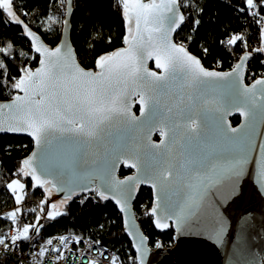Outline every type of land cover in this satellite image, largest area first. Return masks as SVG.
<instances>
[{
  "label": "snow or ice",
  "instance_id": "snow-or-ice-1",
  "mask_svg": "<svg viewBox=\"0 0 264 264\" xmlns=\"http://www.w3.org/2000/svg\"><path fill=\"white\" fill-rule=\"evenodd\" d=\"M54 2L63 4L64 0H54ZM74 4L75 0H67V10L57 14L60 17L57 23L62 25V29L49 30L59 31L61 41L55 48H50L27 22L29 13L24 9L22 2L0 0V14L8 18L5 20L0 16V23L5 27L19 26L22 38L28 39L30 45L27 51L17 50L14 42L0 39V90L7 92L11 97L8 102L0 103V134L26 133L34 138L36 146L45 153L49 150L50 138L53 135L58 139H61L65 133L94 138L102 131L101 125L104 121L111 119L113 115L127 113V105L121 98L122 84L149 78L153 84H156L165 81L168 76H176L178 72L188 76L194 84H215L227 91V97L218 95L204 97L203 100L204 104L215 106V111L219 114V125L225 135L229 132L235 134L238 131L224 121V115L231 110L238 111L249 121L254 120L257 115L264 118V77L254 79L250 86L243 84L245 63L251 58L252 53L245 52L230 72L222 73L205 69L201 60L191 54L183 43H176L171 38L172 33H175L188 18L183 10H188L189 14L195 12L197 15H202L203 6L200 0H147V2L117 0V6L120 7L126 24L124 37L126 47L110 54H101L96 60V68L99 72L82 68L76 62L72 47L63 41L64 30L69 27L70 17L74 14ZM234 11L252 19L257 27L258 38L264 45V0H243V6L234 8ZM200 23L199 18H194L192 30L195 31ZM41 30H44L43 25ZM109 42H111L110 37ZM238 42L245 49L249 47L241 34L230 35L219 41L226 49L230 45L236 46ZM33 52L39 57V67L32 69L27 64H17L16 74L13 75L12 63L20 58L36 59V56H32ZM203 52L207 54L208 49L205 47ZM253 52L264 54V46L253 48ZM153 57L156 67L163 69L165 75L158 76L156 72L148 70L146 62ZM249 75L254 74L249 73ZM138 95L142 104L154 103L147 92H140ZM77 118L80 119L79 126H77ZM85 119L88 121L87 124L84 123ZM183 127L195 135L200 132L201 123L198 118L190 116ZM161 135H167L164 128L161 129ZM63 142L61 139V143ZM173 142H175L174 138ZM153 147L158 146L153 145ZM252 147L249 139L247 147L241 148L235 157H223V154L211 158L187 156L186 163L191 165L188 170L195 173L200 190L195 195H191L187 201L177 202L175 206L170 205L167 197V188L172 183L170 178L173 177V169L163 159L157 161L150 169L144 168L143 178L130 177L120 181L115 178L113 171L106 169L99 186L76 185L68 190L62 200L76 193L91 192L97 200L114 199L115 203L120 205V210L126 212L135 185L155 181L152 183L153 188L158 189L155 206L148 209L147 214L155 218L154 225L161 231L169 229L172 222L180 228L187 216L199 210L203 199L202 193L225 179L221 169H227L226 178L233 185L232 193L238 195L239 193L235 192V181L244 171V166L251 163L258 170L259 190L261 195H264V144L260 146L261 154L258 159L250 157ZM35 155L34 153L31 157L23 159V167L18 169L17 175L29 177L34 188L51 184L58 192L64 193L65 186L57 184L52 177L49 161L47 159L37 161ZM221 158L226 161L223 165L217 163ZM119 159L117 157V160ZM115 166L112 165L113 170ZM125 166L135 167L138 172L142 170L140 159L135 154L125 157ZM25 186L20 179H13L6 185L7 189L15 194V202L18 205L24 199L18 192H23ZM91 198L84 196L81 203ZM45 204L47 201H41V213L45 211ZM50 207L53 210L47 211L49 219H56L66 214L55 211V204ZM15 215V212L11 214L13 219ZM36 224L43 227L39 216L36 217ZM29 230V226H24L22 232L12 236L10 240L0 238V244H4L5 247V255L18 249L17 241L29 238ZM223 231L224 225L217 222L215 226L217 238H220ZM145 239L142 238L140 244L136 246L138 257H128L132 264H137V260L138 264H145V257L148 254ZM60 242L67 244L68 238L61 237ZM71 243L75 247L84 244L85 241L77 238ZM47 244L51 245L52 240L49 239ZM99 244V241H92L87 245L86 252L82 250L81 264L83 260L88 259L91 252L95 251L101 253L100 264L104 259L108 260V264H118V262L123 264L119 256L109 258L107 249L101 250ZM155 246L159 248L162 244L157 241ZM52 250L57 253L58 258L63 257L60 248ZM46 251L47 249H41L39 254L43 256ZM90 264L97 262L94 259ZM252 264L256 262L253 261Z\"/></svg>",
  "mask_w": 264,
  "mask_h": 264
},
{
  "label": "water",
  "instance_id": "water-1",
  "mask_svg": "<svg viewBox=\"0 0 264 264\" xmlns=\"http://www.w3.org/2000/svg\"><path fill=\"white\" fill-rule=\"evenodd\" d=\"M73 16L74 14L70 17L69 27L64 30L63 41L72 47L76 62L84 68L72 43ZM180 28L172 33L171 38L176 43H178L176 35ZM37 35L48 46L43 37L39 33ZM125 47L126 45L123 48ZM34 55L38 60V65L34 68L36 69L39 67V57L35 53ZM250 59L246 61L244 68L243 84L246 86L252 84L245 82ZM146 63L150 72H156L158 76L165 75L163 69L156 67L154 57ZM201 64L207 70L222 73L231 71L208 69L202 61ZM92 71L99 72V69ZM120 87L123 89L121 98L127 105V113L113 115L111 119L104 121L101 125L102 131L94 138L65 133L61 138L64 142L61 143V139L53 135L50 138L49 150L45 153L36 146L34 138L26 133L0 134V137L13 136L31 141L33 149L28 157L35 153L37 161L47 159L54 181L64 185L65 192H58L51 184L35 188L49 187L58 198L62 199L68 190L76 185L99 186L106 169L113 171L115 178L120 181L130 177L143 178L144 168L150 169L157 161L163 159L173 169V177L170 178L172 183L167 188V197L170 205L175 206L177 202L187 201L191 195H195L200 190L195 173L188 170L191 165L186 163L187 156L211 158L223 154V157H235L241 148L247 147L250 139L253 146L250 157L253 159L260 157V146L264 144V118L257 115L254 120L249 121L238 111L231 110L224 115V121L238 131L235 134L229 132L225 135L219 125V114L215 111V106L203 102L204 97L218 95L227 97V91L221 89L219 85L194 84L188 76L178 72L176 76H168L165 81L156 84H153L149 78L134 83L130 81ZM140 92L150 94L154 103L142 104L138 95ZM6 102L0 101V103ZM190 116L198 118L201 123L198 134L189 133L183 127ZM235 118H239L237 125L232 123ZM84 123H88L87 119ZM79 124L80 119L77 118V126ZM162 128L167 135H161L160 140H156ZM153 145L158 147L154 148ZM131 154L139 157L142 166L140 172L135 167L125 166V157ZM117 157L120 159L117 160ZM217 163L223 165L226 161L221 158ZM113 164L116 165L114 170ZM122 166L133 170V174L121 177ZM221 171L224 172L225 179L202 193L203 199L199 210L187 216L180 228L172 222L175 231L174 244L168 248L163 246L153 248L149 245L134 210V203L141 187L152 191V207L155 206V195L158 191L152 186L155 181L135 185L126 212H122L120 205H117L114 199H110L122 216L125 234L132 244L136 257H138L136 246L140 244L142 238H146L145 246L148 248V254L145 257V264H252L253 261L256 264H264V195H261L259 190L258 170L251 163L244 166V171L234 184L238 195L232 193L233 185L226 178L227 169ZM89 193L91 192L76 193L68 200ZM154 219L153 217V224ZM217 222L224 225L220 238H217L215 232Z\"/></svg>",
  "mask_w": 264,
  "mask_h": 264
},
{
  "label": "trees",
  "instance_id": "trees-1",
  "mask_svg": "<svg viewBox=\"0 0 264 264\" xmlns=\"http://www.w3.org/2000/svg\"><path fill=\"white\" fill-rule=\"evenodd\" d=\"M19 2L23 3L24 9L29 13L27 22L32 26V30L39 33L49 47H56L61 39L60 32L49 29H62V25L57 23L60 19L57 14L66 11V0L63 4L54 0H18ZM200 4L203 6L202 15H197L195 12L187 15L188 18L176 35V41L183 43L190 53L199 57L206 68L228 71L245 52L244 46L239 42L236 46H228L227 49L222 47L219 41L227 36L245 34L249 44L257 41L258 48L261 47L258 33H254L252 20L234 11V8L243 6V0H200ZM73 7L72 43L81 65L86 70H95L96 60L101 54H109L125 46V20L122 18L120 7L117 6V0H75ZM183 11L185 13V10ZM187 12L189 13L188 10ZM0 16L5 20L8 19L4 14ZM194 18H199L201 21L195 31L192 30ZM41 25L44 30H41ZM250 32L253 33L249 34ZM0 39L14 42L17 50L27 51L30 47L28 39L22 38L19 26L5 27L0 23ZM205 47L208 49L207 54L203 52ZM32 56H35L34 53ZM261 61H264V54L252 51L248 69L255 77L264 72V63ZM17 64H27L34 69L38 65V60L20 58L14 61L13 75L16 74ZM10 99L7 92L0 90L1 102ZM232 123L237 125L239 118L233 119ZM32 149V142L27 139L13 136L0 137V238L12 227H19L23 222L33 223L37 215L36 212L20 214L15 217L14 225V219L7 213L17 204L14 195L6 187L11 180L20 179L25 183L24 200L30 201V208L35 207V202L47 201L43 214L47 216V211H50L51 201L45 199L44 190L33 188L29 177L17 175L18 169L23 167V159L31 154ZM120 174L124 177L129 171L121 169ZM79 197L82 195L69 201L64 209L66 214L57 217L54 224L48 222L45 227L46 235L64 232L79 235L90 233L105 245L117 250L124 264H132L128 257H136V255L125 234L122 216L114 204L110 200H99L98 203L89 201L85 205H80L76 201ZM152 205V191L141 187L134 203V210L148 238V243L151 247H155L156 242L159 241L163 247H170L174 244L175 231L172 226L165 231L154 227L152 215L147 214Z\"/></svg>",
  "mask_w": 264,
  "mask_h": 264
},
{
  "label": "built area",
  "instance_id": "built-area-1",
  "mask_svg": "<svg viewBox=\"0 0 264 264\" xmlns=\"http://www.w3.org/2000/svg\"><path fill=\"white\" fill-rule=\"evenodd\" d=\"M186 16L189 15L187 10H185L184 13ZM250 19V18H249ZM252 20V19H250ZM252 26L254 27L255 31L254 33H258L256 25L252 21ZM253 33V32H252ZM251 32L249 34H252ZM241 34V33H238ZM245 38V34H241ZM248 43V41H247ZM249 47L245 49V52H249V48H258V42L255 41L251 44H249ZM242 53L240 57H242L244 54ZM37 60V57H36ZM239 62V59L236 60L235 64ZM235 66V65H234ZM234 66L230 69L232 70ZM249 69H247L246 75H245V82L247 84H250L253 82L254 79L261 78L263 76V73L257 77L254 75H249ZM252 74V73H251ZM84 196H91V199L86 200L84 203H81V199H83ZM80 205H85L87 202L92 201L93 203H98L99 200H97L96 196L93 193H89L86 195H83L82 197H79L76 200ZM30 201L29 200H24L21 202V204H16L14 207L9 209L7 213L11 215L12 213H16L15 217L20 215V214H29L31 212H36L35 219L33 223L29 222H23L19 227H12L8 233L1 237L6 240H10L12 236H15L18 234V232H22L24 226H29L30 230L28 233V239H21L17 241L16 243L18 244V249L14 251H10L5 255V247L4 244H0V264H81L82 261V250L87 251V245L91 243L92 241H99V248L101 250L107 249V254L109 258L119 256L120 259L122 260L120 254L118 253L117 250L114 248L105 245L100 239L96 238L90 233H86L84 235H79L73 232H64L60 234H54V235H46L45 233V227L47 226L48 222L50 224L55 223V219H49L46 215L41 213L40 211V205L41 203L35 202V207L30 208L29 206ZM35 210V211H33ZM40 217V224L43 225V227H39V225L36 224V217ZM14 225L15 219L13 220ZM37 228H39V231L37 232ZM61 237H67L68 242L67 244H61L60 238ZM77 238H82L85 243L81 245H76L75 247L72 246L71 241L75 240ZM51 239L52 244L48 245L47 241ZM171 247V246H170ZM55 248H60L61 251L63 252V257L58 258L57 253L53 251L52 249ZM153 248H157L156 246ZM168 248V247H164ZM41 249H47L45 254L41 256L39 254ZM78 253H81V255H78ZM100 258H101V253L100 251H95L91 252L88 256V259L83 260V264H90L91 261L95 259L97 264H100ZM123 261V260H122ZM102 264H108V260L104 259L102 261ZM119 264V262H118ZM124 264V262H123Z\"/></svg>",
  "mask_w": 264,
  "mask_h": 264
},
{
  "label": "rangeland",
  "instance_id": "rangeland-1",
  "mask_svg": "<svg viewBox=\"0 0 264 264\" xmlns=\"http://www.w3.org/2000/svg\"><path fill=\"white\" fill-rule=\"evenodd\" d=\"M249 51L252 53L253 49L249 48ZM43 190H44V194H45V199H50V201H51L50 205H52V204L56 205L55 211H59L61 213H64V209H65L66 205L69 203V200L68 199L62 200L61 198H58L56 196L55 192L52 189H50L49 187H45V188H43ZM10 192H11V190H10ZM18 194L22 195L23 197L25 195L24 191L18 192ZM13 195L15 197V194H13ZM49 208H50V211L53 210V209H51V207H49Z\"/></svg>",
  "mask_w": 264,
  "mask_h": 264
},
{
  "label": "flooded vegetation",
  "instance_id": "flooded-vegetation-1",
  "mask_svg": "<svg viewBox=\"0 0 264 264\" xmlns=\"http://www.w3.org/2000/svg\"><path fill=\"white\" fill-rule=\"evenodd\" d=\"M136 112H138L137 109H136ZM160 138H161V134L158 133L155 139H156V140H160ZM121 169H126L127 171H129V174L126 175V176H124V177L131 176V175L133 174V170L128 169V168H125L124 166H122ZM120 172H121V170H120ZM120 176H121V174H120ZM121 177H122V176H121ZM139 189H140V188H139ZM138 191H139V190H138ZM83 195H86V194H82V196H83Z\"/></svg>",
  "mask_w": 264,
  "mask_h": 264
}]
</instances>
